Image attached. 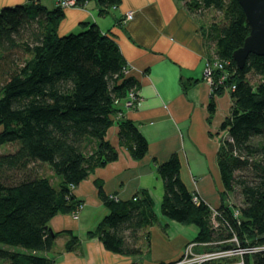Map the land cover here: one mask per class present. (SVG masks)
Returning a JSON list of instances; mask_svg holds the SVG:
<instances>
[{
  "label": "trees",
  "instance_id": "obj_1",
  "mask_svg": "<svg viewBox=\"0 0 264 264\" xmlns=\"http://www.w3.org/2000/svg\"><path fill=\"white\" fill-rule=\"evenodd\" d=\"M95 1L100 15L120 4V0ZM176 2H182L198 24L206 55L224 62L228 72L224 87L234 85L229 114L219 127L231 141H220L216 162L222 199L238 190L240 205L224 202L215 208L227 225L214 229L213 209L182 182L179 157L172 153L164 162L153 159L163 184L160 213L184 226L195 225L192 241L222 240L233 232L242 245L263 246L264 55L249 54L242 68L232 59L249 32L237 0ZM63 17V9H48L39 0L0 8V146L14 145L0 154V261L6 264H53L55 260L45 253L60 233L68 237L64 250L80 243L71 230L50 232L48 224L57 214H73L82 204L73 188L95 168L117 159V149L105 139L113 123L119 128V145L133 159H142L148 150L136 123L117 115L128 92L139 87L126 74L127 63L117 43L91 22H81L79 32L59 35ZM250 72L261 82L253 86L247 80ZM193 83L182 82L183 92ZM224 87L212 86L209 117L215 108L213 96L222 94ZM37 163L48 164L60 176L57 186L36 173ZM94 185L108 213L86 233L87 238L97 239L113 253H147L148 229L158 223L148 191L139 189L130 199L119 200L104 192L101 180L95 179ZM248 259L264 264V250L244 255V264Z\"/></svg>",
  "mask_w": 264,
  "mask_h": 264
},
{
  "label": "crops",
  "instance_id": "obj_2",
  "mask_svg": "<svg viewBox=\"0 0 264 264\" xmlns=\"http://www.w3.org/2000/svg\"><path fill=\"white\" fill-rule=\"evenodd\" d=\"M46 1H49L48 4ZM39 0L46 8H54V0ZM25 0H0V8L22 4ZM133 12L130 20L125 19ZM59 35L79 32L81 22L94 23L118 45L127 63L126 74L138 82V105L123 108L117 114L136 123L148 144L147 154L133 159L119 145L118 125L113 123L105 139L117 149V159L97 167L72 190L82 200L77 215L57 214L48 226L53 232L71 230L80 243L64 250L68 237L58 234L52 249L45 253L53 264H139L171 263L178 259L189 239L183 225L165 219L160 213L163 184L157 176L153 159L166 161L176 153L180 161L179 176L185 186L211 209L230 203L223 191L216 162L220 146L218 130L229 114V94L214 95V113L209 117L207 105L211 87L203 78L206 55L205 40L199 26L176 0H120L111 13L100 15L95 0L84 7L63 9ZM192 82L186 92L181 83ZM117 116V117H118ZM116 117V118H117ZM102 181L103 190L119 200L130 199L139 189H146L154 203L158 223L149 227L150 246L141 256H127L107 251L97 239L86 233L108 213L97 196L94 180ZM160 213V215H159ZM235 259L230 263L235 264ZM247 264H250L249 259Z\"/></svg>",
  "mask_w": 264,
  "mask_h": 264
},
{
  "label": "built area",
  "instance_id": "obj_3",
  "mask_svg": "<svg viewBox=\"0 0 264 264\" xmlns=\"http://www.w3.org/2000/svg\"><path fill=\"white\" fill-rule=\"evenodd\" d=\"M29 2L31 0H25ZM56 6L61 9L74 8V7H84L89 0H54ZM133 16L132 11H128L125 14V19L130 20ZM224 62L216 59L215 57H209L205 55L203 63V78L206 83L212 87L215 84H220L223 86L224 80L228 76L227 70L224 68ZM234 89V85L227 86L223 89L224 93L229 94V91ZM139 97L137 90H132L128 92L127 97L123 101L124 108H135L138 105ZM218 136L221 140L231 141L227 131L218 130ZM193 201L198 203L199 198L197 196L193 197ZM82 208V204L78 206L77 210L73 215H77L79 210ZM234 217L237 216L238 212L234 211ZM227 225V222L222 219L219 212L212 210L210 217V224L214 229H218ZM225 224V225H224ZM264 245H242L237 238L236 234H232L222 240H215L211 242H198L191 241L188 242L180 256L177 260L169 264H231L230 259H235V264H244L243 257L251 253L258 251H263Z\"/></svg>",
  "mask_w": 264,
  "mask_h": 264
},
{
  "label": "water",
  "instance_id": "obj_4",
  "mask_svg": "<svg viewBox=\"0 0 264 264\" xmlns=\"http://www.w3.org/2000/svg\"><path fill=\"white\" fill-rule=\"evenodd\" d=\"M249 28L241 46L232 52V59L242 68L249 54L264 55V0H237ZM48 230L51 232L50 227Z\"/></svg>",
  "mask_w": 264,
  "mask_h": 264
},
{
  "label": "rangeland",
  "instance_id": "obj_5",
  "mask_svg": "<svg viewBox=\"0 0 264 264\" xmlns=\"http://www.w3.org/2000/svg\"><path fill=\"white\" fill-rule=\"evenodd\" d=\"M46 1V0H45ZM48 4L50 3L49 1H46ZM55 2V1H54ZM56 5V4H55ZM215 21H219L220 18L218 17L217 14H215ZM208 20V19H207ZM208 42V45L211 47L212 46V42L209 40L207 41ZM208 56V55H207ZM247 80L253 85L255 86L256 84L260 83L261 82V78L260 76L256 75V74H253L252 72L248 73L247 74ZM230 97V96H229ZM231 101V100H230ZM1 130V128H0ZM14 148V145H1L0 146V154H5L7 152H9V150L13 149ZM35 170H36V173L37 174H44L45 176H47L51 183L53 184V186H57L59 181H60V176L54 174L48 164L44 163V164H39L37 163L35 166H34ZM228 199H229V202L230 204L234 205V206H238L240 205V195L238 193V190H235L234 192H230L228 194ZM160 215V213H159ZM166 219V218H165ZM178 223V222H177ZM180 224V223H179ZM182 225V224H181ZM184 227V229L186 231H188L186 234L188 236L189 239H194L195 235H196V232H197V228L195 225H188V226H182ZM58 246H54V250L57 249ZM249 262L250 264H252V261L251 259H249ZM0 264H6L5 262H2L0 261Z\"/></svg>",
  "mask_w": 264,
  "mask_h": 264
},
{
  "label": "bare ground",
  "instance_id": "obj_6",
  "mask_svg": "<svg viewBox=\"0 0 264 264\" xmlns=\"http://www.w3.org/2000/svg\"><path fill=\"white\" fill-rule=\"evenodd\" d=\"M222 87H224V85H223ZM225 87H227V86H225ZM225 87H224V88H225ZM224 88H223V89H224ZM211 89H212V87H211ZM229 92H230V91H229ZM223 93H224V91H223ZM231 104H232V103H231ZM190 242H191V241H190ZM183 248H184V247H183ZM168 264H169V263H168Z\"/></svg>",
  "mask_w": 264,
  "mask_h": 264
}]
</instances>
